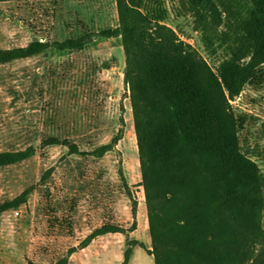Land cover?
<instances>
[{"label": "trees", "instance_id": "16d2710c", "mask_svg": "<svg viewBox=\"0 0 264 264\" xmlns=\"http://www.w3.org/2000/svg\"><path fill=\"white\" fill-rule=\"evenodd\" d=\"M28 1V0H0ZM195 18L207 51L224 56L214 68L167 23L166 0H116L118 25L62 41L34 40L0 48V64L55 48L80 50L96 37H120L125 53L124 81L129 90L148 215L151 248L129 238L130 229L106 223L93 230L68 257L109 233L127 235L129 264L140 246L154 264H264V174L243 151L241 131L252 115L231 104L245 86L262 80L264 0H173ZM264 140V121L260 124ZM111 142L81 151L67 139L50 137L45 145H65L70 154L103 157ZM34 146L0 151V167L32 157ZM52 170L42 176L46 180ZM122 173V172H121ZM123 177V175H122ZM30 186L0 203V215L28 201ZM128 194L131 193L128 189ZM136 217L137 201L132 200ZM27 264H39L28 260Z\"/></svg>", "mask_w": 264, "mask_h": 264}, {"label": "rangeland", "instance_id": "374dc122", "mask_svg": "<svg viewBox=\"0 0 264 264\" xmlns=\"http://www.w3.org/2000/svg\"><path fill=\"white\" fill-rule=\"evenodd\" d=\"M167 23L216 68L224 56L210 54L195 18L166 0ZM118 25L116 0H28L0 2V48L34 40L62 41ZM120 37H94L80 50L49 48L31 58L0 64V151L36 148L19 163L0 167V203L33 186L19 209L0 215V264L28 260L52 264L68 256L93 230L106 223L130 229L129 238L151 248L148 215ZM262 80L247 84L231 104L248 120L243 151L264 174V65ZM123 137L103 157L70 154L65 145H45L54 136L91 151ZM52 172L46 180L42 176ZM122 172V173H121ZM123 175V177H122ZM131 193V196L128 194ZM132 200L137 201L136 217ZM264 226V217H263ZM127 235L98 236L79 249L78 264H117ZM133 264H148L136 246ZM86 251L91 254L89 258Z\"/></svg>", "mask_w": 264, "mask_h": 264}, {"label": "crops", "instance_id": "0c3cea01", "mask_svg": "<svg viewBox=\"0 0 264 264\" xmlns=\"http://www.w3.org/2000/svg\"><path fill=\"white\" fill-rule=\"evenodd\" d=\"M35 56V55H34ZM32 57V56H31ZM31 57H26V58H31ZM89 246V245H88ZM81 252L79 251H76L74 253H72L69 257H68V262L66 264H78V254H80ZM88 257L90 258L91 257V254H89L87 251H86ZM145 253V258H146V261L148 264H154V258L152 255H150L147 251L144 252ZM136 254H137V248H134V252H133V255H132V258L130 260V263L129 264H133L134 262V258L136 257ZM124 255V254H123ZM120 258H118V262L117 264H120L121 261H122V253L120 254ZM39 263V262H38ZM27 264V263H26ZM40 264H43V263H40ZM85 264H90L88 261H86Z\"/></svg>", "mask_w": 264, "mask_h": 264}]
</instances>
